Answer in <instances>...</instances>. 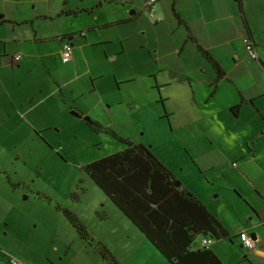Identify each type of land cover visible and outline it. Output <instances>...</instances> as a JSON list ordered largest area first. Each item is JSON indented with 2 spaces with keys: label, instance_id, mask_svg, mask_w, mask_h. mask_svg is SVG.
<instances>
[{
  "label": "rangeland",
  "instance_id": "1",
  "mask_svg": "<svg viewBox=\"0 0 264 264\" xmlns=\"http://www.w3.org/2000/svg\"><path fill=\"white\" fill-rule=\"evenodd\" d=\"M119 1L100 7L104 0H0V239L23 264H108L56 203L73 211L94 240L108 241L117 260L124 257L121 246L138 242L133 231L147 241L84 170L86 163L126 146L111 132L148 147L183 187L219 207L224 217L241 209L218 175L236 182L230 172L209 170L225 166L224 151L211 150L209 139H200L197 124L188 119L169 121L154 87L160 45L170 31V0L154 2V8L163 6L159 24L145 1L136 0L139 12L133 19L102 26L89 33L88 41L75 33L71 61L58 59L57 36L82 27L87 19L100 22L122 14ZM82 5H89L88 12L61 13ZM17 54L20 62L12 63L11 56ZM59 103L69 114H61ZM72 110L83 114L76 116ZM92 121L107 130L92 128ZM192 142L203 147L196 151ZM259 158L264 162V154ZM102 211L107 219L98 216ZM122 220L131 226L130 233Z\"/></svg>",
  "mask_w": 264,
  "mask_h": 264
},
{
  "label": "crops",
  "instance_id": "2",
  "mask_svg": "<svg viewBox=\"0 0 264 264\" xmlns=\"http://www.w3.org/2000/svg\"><path fill=\"white\" fill-rule=\"evenodd\" d=\"M107 1L101 2L100 7L113 4L105 3ZM135 1L120 0L118 3L122 6L114 5L119 6L118 12L122 14L117 13L113 17L102 18L100 22L89 23L87 19L82 27L57 36L59 50L61 43L67 38H70L72 47H74L75 33H79L83 38L87 37L86 41H88L89 33L102 26L111 23L122 24L133 19L139 12L134 5ZM157 1L159 0L155 3ZM170 1L171 5L174 3L175 10L186 22L195 41L187 38L188 32L185 26L178 23L171 8V19L170 22L167 21L170 31L165 42L160 45L161 53L157 57L156 66L160 73L156 76L154 87L160 91L159 99L169 121L173 119V123L178 124L180 117L188 119L187 122L197 124L201 133L200 139H209L207 144L211 150L228 151L223 152L225 166L220 164L217 168L218 166L215 165L209 170L215 169L219 172L226 170L224 173L227 174L230 172L229 174L236 182H232V178L223 173L218 175L225 182V191L230 193V189H233L232 195L228 193L231 199L241 205V209L235 215L224 217L219 207L214 208L212 203L203 200L201 194L191 190L192 194L204 203L226 233L223 237L209 236L211 242L208 248L216 257L218 264H264V162L259 158L261 153L264 154V143L262 141L259 143V138L264 135V131L257 113L258 111L264 120V0H242L243 15L235 0ZM123 4L128 6V9H135L123 13L128 10ZM160 4L157 3L155 8L153 6L154 13L151 16L159 17L155 24L162 21V12L159 8L163 6ZM87 6L89 7V5L79 6L76 10L64 8L61 13L65 15L86 13L89 9ZM242 16H244L245 23ZM66 36L67 38L64 39ZM244 38L252 42L256 59L248 56ZM86 44L87 42H83L82 46L85 47ZM197 45L207 50L223 71V76L215 86L213 81L216 72ZM72 50L75 51L74 48ZM11 61L16 64L12 56ZM235 106L237 109H232ZM56 108L63 116L65 113L69 114L68 111L66 112V107L60 103L56 104ZM72 111L79 113L80 116L83 114L81 111ZM186 134L191 137L189 132ZM213 136L219 140L214 142ZM222 145L225 147L223 148ZM196 147L200 150L203 146L198 143ZM196 147L194 145L195 150ZM193 163L195 164L194 161ZM249 163H251L250 166ZM206 180L208 181L207 177ZM115 207L117 208L116 205ZM116 208V212L119 211L124 216ZM47 211L51 213L50 209ZM114 214L117 216L115 218H119L115 212ZM98 216L107 219L103 211ZM128 224L123 221L124 229L130 233L131 226ZM134 227L144 236L135 225ZM241 230L246 231L253 239L252 249H246L241 245L238 239V232ZM133 233L138 242L131 244L126 242L119 248L125 250L122 252L125 258L118 256L121 264H166L165 262H168L145 236L147 241H143L136 231ZM201 239L203 237L197 241L198 246H200ZM102 241L110 250L113 249L108 241ZM54 247L56 250L57 246ZM8 257L21 259L11 252L6 240L0 239V264H9L6 259ZM141 257L145 258L141 260Z\"/></svg>",
  "mask_w": 264,
  "mask_h": 264
},
{
  "label": "trees",
  "instance_id": "3",
  "mask_svg": "<svg viewBox=\"0 0 264 264\" xmlns=\"http://www.w3.org/2000/svg\"><path fill=\"white\" fill-rule=\"evenodd\" d=\"M235 1L243 15L242 0ZM146 8L150 11L153 5ZM171 8L178 23L185 26L187 38L195 41L174 3ZM150 13L153 15L154 10ZM242 19L245 23L244 16ZM67 41L71 43L70 38ZM197 48L216 72L215 86L223 71L207 50L200 45ZM232 109L236 110L237 106ZM90 124L96 130H107L94 121ZM111 134L126 146L86 163L84 170L87 176L170 264H218L208 246L197 245L198 237L226 236L204 203L183 187L148 147L121 138L114 132ZM55 208L75 227L79 236L93 246L103 261L121 264L102 241L93 239L85 223L73 211L57 203Z\"/></svg>",
  "mask_w": 264,
  "mask_h": 264
},
{
  "label": "built area",
  "instance_id": "4",
  "mask_svg": "<svg viewBox=\"0 0 264 264\" xmlns=\"http://www.w3.org/2000/svg\"><path fill=\"white\" fill-rule=\"evenodd\" d=\"M155 1L156 0H145V4L147 7H151ZM149 9L151 12L153 11L152 8ZM243 41L248 56L251 59H256V52L254 50L252 42L247 38H244ZM71 55H72V44L69 41H67V39H65L60 45L59 59L61 62L66 63L71 60ZM20 59L21 57L17 54L13 57V62H18ZM238 239L244 248L252 249L254 247L253 239L249 236V234L246 231L244 230L239 231ZM210 242H211L210 237H205L201 240L200 245L208 246ZM6 259L9 264H23L20 260L13 257H8Z\"/></svg>",
  "mask_w": 264,
  "mask_h": 264
},
{
  "label": "water",
  "instance_id": "5",
  "mask_svg": "<svg viewBox=\"0 0 264 264\" xmlns=\"http://www.w3.org/2000/svg\"><path fill=\"white\" fill-rule=\"evenodd\" d=\"M72 114L76 115V116H80L79 113L75 112V111H72Z\"/></svg>",
  "mask_w": 264,
  "mask_h": 264
},
{
  "label": "flooded vegetation",
  "instance_id": "6",
  "mask_svg": "<svg viewBox=\"0 0 264 264\" xmlns=\"http://www.w3.org/2000/svg\"><path fill=\"white\" fill-rule=\"evenodd\" d=\"M66 38H67V36H66Z\"/></svg>",
  "mask_w": 264,
  "mask_h": 264
}]
</instances>
